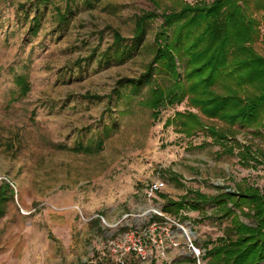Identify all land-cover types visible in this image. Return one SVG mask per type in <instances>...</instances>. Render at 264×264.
<instances>
[{
	"label": "rangeland",
	"instance_id": "1",
	"mask_svg": "<svg viewBox=\"0 0 264 264\" xmlns=\"http://www.w3.org/2000/svg\"><path fill=\"white\" fill-rule=\"evenodd\" d=\"M178 4L0 0V183H9L13 191L0 218V264H118L109 243L128 230L147 227L151 217L145 213L151 207L186 225L191 241L204 250L202 244L221 237L229 220L220 219L212 203L199 204L198 210L186 206L178 214L167 211V199L177 202L186 191L212 197L234 190L237 183L264 193V164L243 168L237 157L220 155L203 133L185 138L173 127L164 128L177 111L197 113L186 101L162 109L153 120L141 104L147 83L137 91L124 87L122 93L135 95L114 100L117 81L144 77L160 15ZM251 7L247 11L259 23L254 48L264 55V5L258 11ZM143 12L158 18L148 25L140 44L123 63L100 64L114 33L131 43L134 21ZM151 79L168 84L167 77L156 72ZM123 110L128 113L119 114ZM104 125L113 131L102 149L85 152L89 145L94 147ZM251 133L237 127L236 139L264 150V129L261 137ZM203 143L206 146L199 147ZM158 181L165 185L159 194L166 199L156 195L150 200L146 190ZM240 220L252 222L244 216ZM170 225L178 246L163 241L162 250L148 244V264H198L186 239ZM125 257V263L137 264L135 257ZM206 262L204 257L199 264Z\"/></svg>",
	"mask_w": 264,
	"mask_h": 264
},
{
	"label": "trees",
	"instance_id": "2",
	"mask_svg": "<svg viewBox=\"0 0 264 264\" xmlns=\"http://www.w3.org/2000/svg\"><path fill=\"white\" fill-rule=\"evenodd\" d=\"M193 1L179 0L178 8L163 10L162 23L150 45L152 60L144 77L117 81L112 91L114 100L135 95L122 93L124 87L137 91L147 83L149 89L141 104L151 112L153 120L159 119L162 109L186 101L197 113L177 111L166 119L164 128L173 127L175 133L185 138L203 133L219 147L220 155L237 157L243 168L260 166L264 164V150L243 145L236 139L237 127L252 130L251 134L256 137H261L260 130L264 129V55L254 48L259 40V23L253 12L247 11L250 0ZM254 2L253 10L263 8L262 0ZM157 18L153 12L137 16L129 45L114 33L113 43L99 58V63H123L140 44L148 25ZM37 27L38 21L32 27L34 35ZM261 44L264 46V39ZM155 72L158 76L165 75L168 84L163 86L152 80ZM23 82L18 83L25 88ZM125 113L128 111L119 112ZM201 117L222 126L206 124ZM112 131L113 127L104 125L94 147L89 145L85 152H99ZM205 146L203 143L199 147ZM173 177L177 182V175ZM157 195L166 199L164 195ZM12 196L9 183L1 182L0 218L7 199ZM166 201L165 210L176 214L186 206L198 210L199 204L212 203L218 217L229 220L221 237L202 244L206 264H264V193L257 187L237 183L234 190L216 196L186 191L179 201ZM240 216L251 219V224L243 223ZM153 220L163 221L157 217Z\"/></svg>",
	"mask_w": 264,
	"mask_h": 264
},
{
	"label": "built area",
	"instance_id": "3",
	"mask_svg": "<svg viewBox=\"0 0 264 264\" xmlns=\"http://www.w3.org/2000/svg\"><path fill=\"white\" fill-rule=\"evenodd\" d=\"M164 188V183L159 181L150 185L146 190L148 199H153ZM145 214H150L151 217V221L147 227L128 230L109 243L113 252L119 257L117 260L118 264H127L125 263V256L128 255L135 257L137 264H148L150 261L148 244L151 245V247L164 250L165 247L162 245L163 241H169L171 247H177L179 243L175 240L170 231V224L175 225L177 233H180L184 239H186L187 250L194 261L199 264L204 255V250L196 247L191 241L189 237L191 232L186 225L170 220L162 213L161 208L158 207H151ZM156 217L163 219V221L158 222L157 220H153Z\"/></svg>",
	"mask_w": 264,
	"mask_h": 264
}]
</instances>
